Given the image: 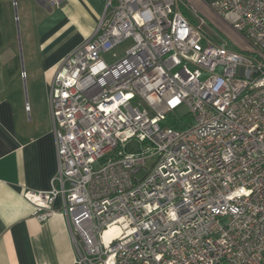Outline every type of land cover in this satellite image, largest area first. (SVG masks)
<instances>
[{"label": "built area", "instance_id": "built-area-1", "mask_svg": "<svg viewBox=\"0 0 264 264\" xmlns=\"http://www.w3.org/2000/svg\"><path fill=\"white\" fill-rule=\"evenodd\" d=\"M182 6L105 0L93 35L57 64V171L49 190L23 196L41 220L61 196L75 264H264V0L209 6L241 50ZM181 106L192 123L163 126Z\"/></svg>", "mask_w": 264, "mask_h": 264}, {"label": "crops", "instance_id": "crops-1", "mask_svg": "<svg viewBox=\"0 0 264 264\" xmlns=\"http://www.w3.org/2000/svg\"><path fill=\"white\" fill-rule=\"evenodd\" d=\"M185 1L182 7L197 9L213 29L233 34V45L243 42L210 11L214 0ZM104 6L105 0L51 7L43 0H0V264H75L61 196L41 220L23 193L51 188L57 171L52 78L57 64L93 35Z\"/></svg>", "mask_w": 264, "mask_h": 264}, {"label": "rangeland", "instance_id": "rangeland-1", "mask_svg": "<svg viewBox=\"0 0 264 264\" xmlns=\"http://www.w3.org/2000/svg\"><path fill=\"white\" fill-rule=\"evenodd\" d=\"M47 3V2H45ZM47 6L49 7L48 3ZM185 7V6H184ZM182 7V12L183 14L189 18V20L193 23H197L198 17L194 16V11L198 13L199 16H202L205 19V27H204V32L209 36L212 40H214L217 43L226 41L228 44L231 45L232 48L241 50L245 46L244 41L240 42L238 46H235L232 44V42L229 40V38H233V34L231 33H219L216 29H213L211 23L207 20V17H205L203 14L197 11V9L191 7L190 9H184ZM229 37V38H228ZM18 39H20V32L18 29ZM133 45V40L132 38H126L121 43L115 47L113 50L109 51L108 53L104 54V59L106 60L107 63H111L113 61L112 54L114 53L117 57H121L124 55V52L127 48ZM180 114H183L185 112H188L187 108L185 106H181L177 110ZM108 158V155H104L101 157L95 164L94 168H99L101 165H103ZM100 264V263H97Z\"/></svg>", "mask_w": 264, "mask_h": 264}, {"label": "trees", "instance_id": "trees-1", "mask_svg": "<svg viewBox=\"0 0 264 264\" xmlns=\"http://www.w3.org/2000/svg\"><path fill=\"white\" fill-rule=\"evenodd\" d=\"M192 123V115L189 112L180 114L178 111L168 113L162 121L163 126H171L177 129L185 128Z\"/></svg>", "mask_w": 264, "mask_h": 264}, {"label": "bare ground", "instance_id": "bare-ground-1", "mask_svg": "<svg viewBox=\"0 0 264 264\" xmlns=\"http://www.w3.org/2000/svg\"><path fill=\"white\" fill-rule=\"evenodd\" d=\"M116 233H118V228L116 226H112L104 233V237H108L109 235Z\"/></svg>", "mask_w": 264, "mask_h": 264}]
</instances>
